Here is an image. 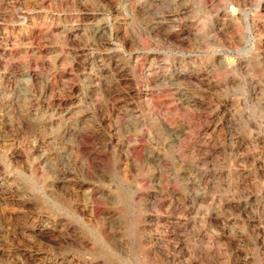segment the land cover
I'll return each instance as SVG.
<instances>
[{
  "label": "rangeland",
  "instance_id": "rangeland-1",
  "mask_svg": "<svg viewBox=\"0 0 264 264\" xmlns=\"http://www.w3.org/2000/svg\"><path fill=\"white\" fill-rule=\"evenodd\" d=\"M0 264H264V0H0Z\"/></svg>",
  "mask_w": 264,
  "mask_h": 264
}]
</instances>
